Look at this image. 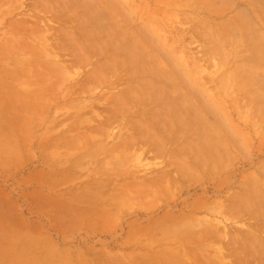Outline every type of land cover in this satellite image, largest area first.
Segmentation results:
<instances>
[{
    "label": "rangeland",
    "instance_id": "rangeland-1",
    "mask_svg": "<svg viewBox=\"0 0 264 264\" xmlns=\"http://www.w3.org/2000/svg\"><path fill=\"white\" fill-rule=\"evenodd\" d=\"M0 83L35 264H264V0H0Z\"/></svg>",
    "mask_w": 264,
    "mask_h": 264
},
{
    "label": "crops",
    "instance_id": "crops-1",
    "mask_svg": "<svg viewBox=\"0 0 264 264\" xmlns=\"http://www.w3.org/2000/svg\"><path fill=\"white\" fill-rule=\"evenodd\" d=\"M20 218H0V263L1 264H35L36 255L33 251H23L20 243L15 245L12 239L20 237ZM5 237V238H4ZM6 239L8 240L7 242ZM3 256V257H2Z\"/></svg>",
    "mask_w": 264,
    "mask_h": 264
},
{
    "label": "bare ground",
    "instance_id": "bare-ground-1",
    "mask_svg": "<svg viewBox=\"0 0 264 264\" xmlns=\"http://www.w3.org/2000/svg\"><path fill=\"white\" fill-rule=\"evenodd\" d=\"M5 48H6V46H5ZM6 49H7V48H6ZM7 50L9 51V49H7ZM8 53H10V51H9ZM23 68H25V67H23ZM23 68H22V69H23ZM23 70H24V69H23ZM14 73H17V72H14ZM7 75H8V74H7ZM8 76H9V75H8ZM11 76H12V75H11ZM1 79H2V77H1ZM4 80H5V79H4ZM4 80H3V81H4ZM1 81H2V80H1ZM3 81H2V82H3ZM2 82H1V83H2ZM1 83H0V84H1ZM4 83H5V82H4ZM5 85H6V84H5ZM5 85H4V86H5ZM2 86H3V85H2ZM9 86H10V85H9ZM0 88H1V87H0ZM7 88H8V87H7ZM10 88H11V87H10ZM8 89H9V88H8ZM15 89H16V88H15ZM12 90H14V89L12 88ZM8 91H9V90H7V92H8ZM10 91H11V90H10ZM16 91L18 92V90H16ZM0 92H2V91H0ZM5 92H6V91H5ZM14 92H15V91H14ZM11 93H13V91H12ZM5 95H6V94H5ZM18 101H19V100H18ZM20 101H21V100H20ZM20 101H19V102H20ZM14 103H15V102H13L12 105H14ZM20 103H21V102H20ZM24 103H25V102H24ZM8 105H9V104H8ZM17 105H18V104H17ZM22 105H24V104H22ZM18 106H19V105H18ZM10 107H12V106H10ZM10 107H8V108H10ZM19 107H20V106H19ZM19 109H20V108H19ZM98 113H99V112H98ZM108 116H109V115H108ZM20 117H21V116H20ZM25 117H27V119L30 120V118H28V117H29L28 115H26ZM111 117H112V115H111ZM111 117H110V118H111ZM21 118L23 119V117H21ZM21 118H19V119H21ZM110 118H109V120H110V122H111V119H110ZM29 120H28V121H29ZM24 121H25V119H24ZM28 121H26V122H28ZM105 122H106V121H105ZM108 122H109V121H108ZM24 123H25V122H24ZM73 134H74V133H73ZM78 135H79V134H78ZM65 136H66V135H65ZM76 136H77V135H76ZM76 136H75V137H76ZM68 137H70V136H68ZM71 137H73V135H72ZM75 137H73V138H75ZM76 138H77V137H76ZM71 139H72V138H71ZM66 140H67V139H66ZM68 140H69V139H68ZM74 140H75V139H74ZM77 140H78V139H77ZM75 141H76V140H75ZM71 142H72V141H71ZM73 142H74V141H73ZM63 143H64V142H63ZM128 143H129L128 146H130V147H131V146H134V145H133V144H134V141H133V140H132V142L129 141ZM65 144H66V143H65ZM126 144H127V142H126ZM124 145H125V143H124ZM114 148H115V147H114ZM76 163H77V161H76ZM224 235H225V234H224ZM176 255H177V254H176ZM172 256H173V255H172ZM179 256H181V257H179ZM2 257H3V256H2ZM178 257H179V258H178ZM178 257H177V258L175 257L176 259H174V260L176 261L177 259H180V258H181V259L178 261L180 264H182V263H183V264H200V263L197 261L198 259H196L195 257H194V258H193V257H189V259H188V257H187V260H185V261H184V258H186V256H185V257H184V256L182 257L181 254H178ZM166 258H167L166 260H168V257H166ZM169 258L172 259L171 256H169ZM173 258H174V257H173ZM171 259H170V260H171ZM182 259H183V260H182ZM170 260H168V262H170ZM174 260L172 259L171 261L173 262ZM239 260H240V259H238L237 261H239ZM163 261H164V260H163ZM175 261H174V264H175ZM180 261H181V262L183 261V262L181 263ZM208 261H209V260H208ZM208 261H207V262H208ZM0 262H1V261H0ZM165 262H166V261H165ZM168 262H166V264H168ZM172 262H171V263H172ZM239 262H241V261H239ZM209 263H210V262H209ZM209 263H208V264H209ZM0 264H1V263H0ZM3 264H4V263H3ZM172 264H173V263H172Z\"/></svg>",
    "mask_w": 264,
    "mask_h": 264
}]
</instances>
